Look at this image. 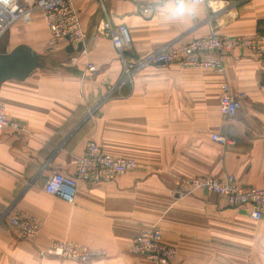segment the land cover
I'll list each match as a JSON object with an SVG mask.
<instances>
[{
  "label": "crops",
  "instance_id": "1",
  "mask_svg": "<svg viewBox=\"0 0 264 264\" xmlns=\"http://www.w3.org/2000/svg\"><path fill=\"white\" fill-rule=\"evenodd\" d=\"M73 1L85 35L80 52L67 54L62 44L56 55L41 54L49 36L39 12L14 23L0 44V54L29 46L42 66L24 80L0 83L8 117L26 127L0 131V264H82L42 256L54 241L104 253L85 264H153L130 251L140 229L152 225L176 251L169 264H264V221L212 194L177 193L187 179L225 175L264 187V61L237 50L224 57L223 76L160 64L125 73L128 63L164 46L210 33L264 35V0ZM31 2L18 4L25 10ZM105 19L129 35L122 55L99 30ZM223 81L244 94L229 124L218 111ZM214 133L235 144L212 142ZM88 140L136 167L110 181L80 182L73 205L45 193L53 173L74 174L70 160ZM17 211L40 222L36 239L9 227L5 216Z\"/></svg>",
  "mask_w": 264,
  "mask_h": 264
},
{
  "label": "built area",
  "instance_id": "2",
  "mask_svg": "<svg viewBox=\"0 0 264 264\" xmlns=\"http://www.w3.org/2000/svg\"><path fill=\"white\" fill-rule=\"evenodd\" d=\"M19 0H0V36L17 21L39 12L48 31L47 47L58 51L62 44L76 47L84 43L85 35L73 0H31V5L23 9ZM165 0H146L148 4H159ZM192 3H204L205 0H189ZM144 15L150 13V8L142 10ZM100 32L109 37L119 55L130 47V38L125 28H114L108 19L103 20ZM83 49V48H82ZM246 51L258 60L264 61V35L251 33L242 36H221L214 33L195 39L186 44L164 46L159 51L146 55L143 59L127 64L125 73L134 75L137 71L151 64L164 66L174 65L180 69H203L223 76L225 72L224 57L233 51ZM89 73L95 71L92 64L86 65ZM243 93L234 92L227 81L220 85L218 111L224 123L229 124L236 116ZM11 130L23 133L24 124L11 120L0 103V131ZM211 141L222 146L233 145L235 141L226 134L214 133ZM70 165L74 168L73 175L61 172L53 173L43 190L48 195L73 205L79 183L89 185L113 180L136 167L133 159L114 158L101 151L92 140L84 144L82 153L72 157ZM178 194H189L196 191L212 194L222 199L228 206L241 209L255 222L264 221V187H246L238 184L232 175L221 179L202 177L191 178L179 185ZM9 227L23 239H36L40 232V222L33 216L22 211L5 216ZM132 254L143 257L153 264H169L176 258V251L164 244L158 227L144 226L131 243ZM44 257H54L78 263H88L104 253L95 252L86 246L67 241L51 242L44 251Z\"/></svg>",
  "mask_w": 264,
  "mask_h": 264
},
{
  "label": "water",
  "instance_id": "3",
  "mask_svg": "<svg viewBox=\"0 0 264 264\" xmlns=\"http://www.w3.org/2000/svg\"><path fill=\"white\" fill-rule=\"evenodd\" d=\"M82 48V44L75 48L68 45L65 52L72 54L80 52ZM39 59L40 56L24 44L14 47L8 53L0 54V83L10 79H26L35 69L42 67Z\"/></svg>",
  "mask_w": 264,
  "mask_h": 264
},
{
  "label": "rangeland",
  "instance_id": "4",
  "mask_svg": "<svg viewBox=\"0 0 264 264\" xmlns=\"http://www.w3.org/2000/svg\"><path fill=\"white\" fill-rule=\"evenodd\" d=\"M23 20V19H22ZM6 33V32H5ZM4 33V34H5ZM257 33H259V32H257ZM261 34V33H260ZM1 37V36H0ZM8 41V37H7V34H5L3 37H2V39H1V42H0V44H3L4 46H5V44H6V42ZM48 48V47H47ZM48 50V51H47ZM46 51H45V49L41 52V54H43V55H56V54H54V50H50V49H47Z\"/></svg>",
  "mask_w": 264,
  "mask_h": 264
},
{
  "label": "clouds",
  "instance_id": "5",
  "mask_svg": "<svg viewBox=\"0 0 264 264\" xmlns=\"http://www.w3.org/2000/svg\"><path fill=\"white\" fill-rule=\"evenodd\" d=\"M178 10L182 11V5H178Z\"/></svg>",
  "mask_w": 264,
  "mask_h": 264
}]
</instances>
